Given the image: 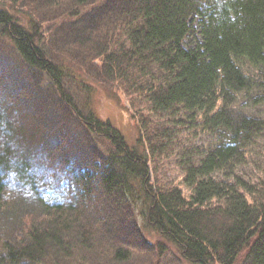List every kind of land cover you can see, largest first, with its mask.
<instances>
[{"label": "trees", "instance_id": "1", "mask_svg": "<svg viewBox=\"0 0 264 264\" xmlns=\"http://www.w3.org/2000/svg\"><path fill=\"white\" fill-rule=\"evenodd\" d=\"M0 65V264H264V0H0Z\"/></svg>", "mask_w": 264, "mask_h": 264}, {"label": "rangeland", "instance_id": "2", "mask_svg": "<svg viewBox=\"0 0 264 264\" xmlns=\"http://www.w3.org/2000/svg\"><path fill=\"white\" fill-rule=\"evenodd\" d=\"M40 23H41V20H40ZM1 69H2V65H0V70ZM253 73L254 75H257V72H253ZM100 86L101 87L96 88V90H94L93 95H92V104H93L94 110L96 111L97 115L101 117L102 119L110 120L112 124L121 131V133L125 136L129 144L134 148L136 139L139 135V130H138L136 121H134L130 116L131 114L130 104H129L127 96L124 94L122 90L118 89L117 87H111V86L104 87L103 86L104 87L103 89L102 85ZM9 94L11 93L9 92ZM11 101L15 102L12 98H11ZM240 103H242L240 104L242 107L240 105L239 106L244 111L249 112V113H254L255 115L260 116V117H264V107L263 106L251 105L250 103H248V98L243 97V96L240 97ZM202 143L208 144L209 140L205 139L204 141L200 142V144ZM162 173H163V178L161 179L160 183L153 187L155 190L156 188L159 187V185L160 187H174V186L180 187L182 186L178 184V182L181 180V174L178 175V170H174V171L165 170ZM7 182L9 185H11L17 181L16 180L13 181L10 178L8 179ZM7 188L11 190V187H7ZM183 190L185 193L188 192L186 188H183ZM24 196L29 198L28 195H24ZM29 201L36 202L35 199L33 200V198L31 200L29 198ZM157 240L159 241V239ZM139 243H142V242L140 241ZM153 256L155 257V253L153 254ZM139 257H142V254H140L138 258ZM173 258H174L173 261L171 262L165 261V263L163 264H181V263L186 264V262H184V260L177 253H174Z\"/></svg>", "mask_w": 264, "mask_h": 264}, {"label": "bare ground", "instance_id": "3", "mask_svg": "<svg viewBox=\"0 0 264 264\" xmlns=\"http://www.w3.org/2000/svg\"><path fill=\"white\" fill-rule=\"evenodd\" d=\"M163 253V252H162ZM168 258V257H167ZM171 259V258H170ZM173 260V259H172ZM171 262V261H170Z\"/></svg>", "mask_w": 264, "mask_h": 264}]
</instances>
